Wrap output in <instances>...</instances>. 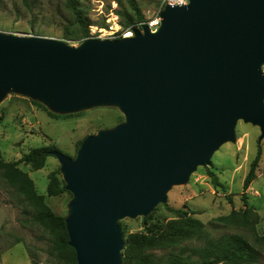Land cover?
<instances>
[{"label":"water","instance_id":"obj_1","mask_svg":"<svg viewBox=\"0 0 264 264\" xmlns=\"http://www.w3.org/2000/svg\"><path fill=\"white\" fill-rule=\"evenodd\" d=\"M161 17L156 33L78 48L0 33V103L19 93L57 114H124L75 158L51 152L73 194L65 223L78 264H123L119 221L167 203L174 186L236 142L240 121L264 140V0H190Z\"/></svg>","mask_w":264,"mask_h":264},{"label":"rangeland","instance_id":"obj_2","mask_svg":"<svg viewBox=\"0 0 264 264\" xmlns=\"http://www.w3.org/2000/svg\"><path fill=\"white\" fill-rule=\"evenodd\" d=\"M121 2L119 6L118 2ZM130 0H80V6L91 21L90 37L67 39L80 31V26L67 8V0H0V33L19 37H42L62 41L78 48L88 39H98L94 28L103 29L110 23L111 12H131ZM146 20L156 13L160 0H135ZM118 14V13H117ZM121 17L119 24L122 26ZM123 27V26H122ZM0 155L6 162L18 161L34 148L54 145L58 151L75 158L80 142L100 131L112 130L125 121L124 114L115 106L94 107L88 110L57 114L40 101L26 95L9 93L0 103ZM258 126L240 121L236 129V142L224 144L211 158L210 166H200L184 185L174 186L168 201L160 204L149 215L154 223L166 222L174 217L169 208L190 209L201 220L213 237L223 234H246L251 242L255 237L250 231L225 227L216 220L229 215L233 210L245 208V202L260 215L256 235L264 239V140H260ZM262 158L257 170V179L244 191L243 183L258 149ZM29 173L39 194L46 197L47 204L61 216L68 217L71 192L57 197L47 193L48 175L61 172L58 159L50 156L46 166L38 171L21 164ZM225 186L214 184L213 177ZM63 178V174L61 173ZM64 180V178H63ZM147 216V217H149ZM128 217L119 221L124 235L145 232V218ZM48 233L38 223L23 214L18 205V194L0 176V264H59L51 257ZM258 248L261 249L260 245ZM258 264H264V253Z\"/></svg>","mask_w":264,"mask_h":264},{"label":"trees","instance_id":"obj_3","mask_svg":"<svg viewBox=\"0 0 264 264\" xmlns=\"http://www.w3.org/2000/svg\"><path fill=\"white\" fill-rule=\"evenodd\" d=\"M119 6L121 2L117 1ZM31 7L30 0H24ZM131 12L117 10L122 26L128 29L138 22L146 20L142 10L135 0L129 1ZM67 8L72 12L80 26V31L67 39H84L90 37L91 21L86 17V11L80 6V0H67ZM0 110V120H2ZM84 140L80 142L78 151ZM57 150L54 145L37 147L24 154L18 161L6 162L0 155V176L16 190L18 205L23 214L38 223L48 233L50 256L59 264H78L75 250L69 244V234L66 228L65 216L57 215L47 204L46 197L38 193L34 180L29 173L21 169V164L38 171L46 166L51 152ZM262 158L259 147L250 170L244 179L243 188L247 191L257 179V170ZM214 184L225 190L218 179L211 175ZM47 193L57 197L65 192L66 183L61 172L55 171L48 175ZM245 208L233 210L229 215L217 218L216 222L225 227L250 231L255 237L251 242L246 234L230 233L213 237L206 225L190 211V209L169 208L174 217L166 222L152 221L145 218V232L124 235L125 247L122 252L123 264H258L264 253V239L256 235V226L260 215L245 202ZM260 245L261 249L258 248ZM36 264V263H34Z\"/></svg>","mask_w":264,"mask_h":264},{"label":"built area","instance_id":"obj_4","mask_svg":"<svg viewBox=\"0 0 264 264\" xmlns=\"http://www.w3.org/2000/svg\"><path fill=\"white\" fill-rule=\"evenodd\" d=\"M190 0H160L159 7L155 15L150 20H145L143 22H138L128 29H124L119 24V15L117 13L111 12V16L108 17V22L110 23L107 27L99 29L94 28V34L99 33L100 40H119V39H129L134 38L137 33L144 34L146 28L150 30L151 33H156L162 23V12L167 7H183L189 5ZM93 38V37H92ZM264 74V67H263Z\"/></svg>","mask_w":264,"mask_h":264}]
</instances>
